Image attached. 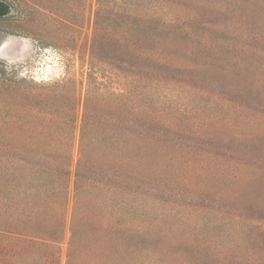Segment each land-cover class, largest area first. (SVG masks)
<instances>
[{
    "label": "trees",
    "instance_id": "obj_1",
    "mask_svg": "<svg viewBox=\"0 0 264 264\" xmlns=\"http://www.w3.org/2000/svg\"><path fill=\"white\" fill-rule=\"evenodd\" d=\"M173 5L163 13L150 8L147 19L163 17L164 28L177 31L181 17ZM181 29L193 33L189 22ZM99 31L97 22V36ZM145 51L148 60L183 73L201 68L187 56ZM149 83L133 86L127 96L87 93L74 162L79 92L75 89L70 103L58 85L33 87L0 78V264H63L67 229L64 264H264L263 258L234 260L255 240L245 231L255 224L221 206L227 198L221 190L210 193L209 181L221 173L202 168L189 185L195 186L196 200L165 196L172 172L164 152L171 144L160 132L164 112L182 129L192 114L215 109L191 89ZM220 112L213 116L229 121L244 116ZM227 125L238 134L228 123L214 128L210 138ZM186 249L193 258L184 256Z\"/></svg>",
    "mask_w": 264,
    "mask_h": 264
},
{
    "label": "rangeland",
    "instance_id": "obj_2",
    "mask_svg": "<svg viewBox=\"0 0 264 264\" xmlns=\"http://www.w3.org/2000/svg\"><path fill=\"white\" fill-rule=\"evenodd\" d=\"M0 1L8 6L0 21V78L33 87L58 85L67 91L70 103L75 89L79 92L74 162L83 103L90 90L104 97L127 96L133 86L159 81L171 91L183 86L204 96L208 101L203 103L215 111L192 114L182 129L164 112L160 132L161 139L171 144L164 152L165 166L172 172L165 179L170 188L165 187L164 194L170 199L178 194L185 202L196 200L195 186L189 185H195L202 168L221 173L216 181L207 178L210 193L221 190L227 198L220 205L255 224L245 228L255 240H248L244 245L248 248L234 260L264 259V0ZM169 4L181 17L177 31L164 28L162 15L158 21L146 16L150 8H161L163 13ZM188 22L192 34L181 29ZM146 49L187 56L201 68L192 73L167 68L148 60ZM93 68H97L94 75ZM225 108L244 116L231 121L213 116ZM228 123L239 130L237 135L227 125L218 138H210L214 128ZM225 174L237 177L227 179ZM71 206L72 198L69 212ZM69 235L67 229L63 264ZM186 252L185 257L193 258Z\"/></svg>",
    "mask_w": 264,
    "mask_h": 264
},
{
    "label": "water",
    "instance_id": "obj_3",
    "mask_svg": "<svg viewBox=\"0 0 264 264\" xmlns=\"http://www.w3.org/2000/svg\"><path fill=\"white\" fill-rule=\"evenodd\" d=\"M8 13V6L5 2L0 1V17L6 16Z\"/></svg>",
    "mask_w": 264,
    "mask_h": 264
},
{
    "label": "flooded vegetation",
    "instance_id": "obj_4",
    "mask_svg": "<svg viewBox=\"0 0 264 264\" xmlns=\"http://www.w3.org/2000/svg\"><path fill=\"white\" fill-rule=\"evenodd\" d=\"M3 20V18L2 17H0V21H2Z\"/></svg>",
    "mask_w": 264,
    "mask_h": 264
}]
</instances>
